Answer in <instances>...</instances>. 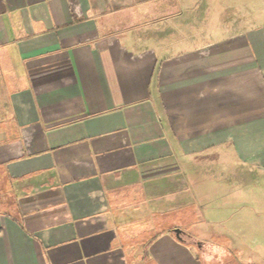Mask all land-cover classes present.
<instances>
[{"label": "crops", "instance_id": "1", "mask_svg": "<svg viewBox=\"0 0 264 264\" xmlns=\"http://www.w3.org/2000/svg\"><path fill=\"white\" fill-rule=\"evenodd\" d=\"M143 1L0 0V264H264V20Z\"/></svg>", "mask_w": 264, "mask_h": 264}, {"label": "rangeland", "instance_id": "2", "mask_svg": "<svg viewBox=\"0 0 264 264\" xmlns=\"http://www.w3.org/2000/svg\"><path fill=\"white\" fill-rule=\"evenodd\" d=\"M188 1L190 2L196 0H188ZM197 1H201V0H197ZM206 1L208 2L211 1L212 3L216 4L219 7L220 6L224 7V5L226 4L232 6L231 11L225 15L223 8L221 9L216 8L214 10L213 16L219 17L218 20L219 29H220L219 33L223 31L221 29L225 27L227 23L226 20L227 19L230 20V18L235 17L237 13H242L244 14V16L247 15L251 18H256L258 20H264V0H206ZM158 11H162V10L160 9ZM148 12L149 10L144 8V9H136L133 11V13H130L128 11L120 13V16L118 18L119 23H121L122 20H124L125 22L126 19H130V16H132L133 18L131 21L127 22L126 24L121 23L119 25L122 26L121 27L122 29H125L127 27L138 28L140 29L143 35H146L147 26H145V24L146 21H148V15H147ZM250 190L251 193L255 195L259 194L260 192L262 193V191H264V178L256 180L255 183L250 186ZM251 203L252 205L250 206V208L244 209L239 207L236 213L230 214L229 212V214L231 215L230 217L234 216V220L236 221L235 228H247V235H248L247 239L249 240V245L252 244V242L257 241V235L262 237V242L264 243V200H260L259 202H251ZM253 203L255 204L254 206ZM239 220H243V222L241 223L239 222ZM254 252H256L255 256L264 260V247L255 248L252 253Z\"/></svg>", "mask_w": 264, "mask_h": 264}, {"label": "water", "instance_id": "3", "mask_svg": "<svg viewBox=\"0 0 264 264\" xmlns=\"http://www.w3.org/2000/svg\"><path fill=\"white\" fill-rule=\"evenodd\" d=\"M181 233H182L181 230H176V234L179 239H181Z\"/></svg>", "mask_w": 264, "mask_h": 264}]
</instances>
